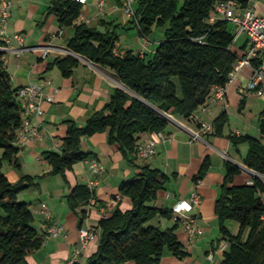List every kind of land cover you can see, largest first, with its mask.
<instances>
[{
    "label": "trees",
    "instance_id": "1",
    "mask_svg": "<svg viewBox=\"0 0 264 264\" xmlns=\"http://www.w3.org/2000/svg\"><path fill=\"white\" fill-rule=\"evenodd\" d=\"M229 0H137L132 22L146 36L152 27H163L164 37L154 52L145 57L131 50L118 53V35L101 32L84 24H74L81 3L56 0L47 14H54L61 26L74 24V35L68 42L73 53L110 68L126 90L114 88L109 100L94 111L82 126L66 122V133L59 151H48L45 159L51 166L46 174L64 175L80 161L93 160L94 154L80 147L83 136L108 132L109 143H117L125 153L137 151V134L163 132L168 114L191 119L203 105L214 86H225L240 54L232 48L233 30L229 22L210 20L214 6ZM247 7L249 0H233ZM78 59L73 55L56 57L48 68L56 66L69 76ZM16 88L3 68L0 53V264H29L27 255L37 250L44 240L33 225L34 216L28 202L19 194L37 184L38 176H23L11 182L3 172L4 162L12 161L18 151L16 140L21 123V107ZM260 133H264V108L260 112ZM228 123L222 112L213 121L215 135H221ZM234 144L248 143L244 164L264 175V145L249 135L231 137ZM133 161V159L131 160ZM206 157L199 169L203 177L209 169ZM240 169L225 163V174L219 185L214 213L218 230L227 240V248L219 264H264V182L260 176L251 183L235 184ZM45 174V175H46ZM168 177L158 169L141 165L139 172L118 187L120 196H127L130 207H119L99 219L97 249L84 262L72 264H159L164 250L177 257L187 254L176 234L175 224L161 229L152 223L155 218H171L169 208L151 204ZM94 192L87 185L76 184L67 194L68 206L77 213L79 227L87 216L84 206ZM238 224L233 234L226 225Z\"/></svg>",
    "mask_w": 264,
    "mask_h": 264
},
{
    "label": "crops",
    "instance_id": "2",
    "mask_svg": "<svg viewBox=\"0 0 264 264\" xmlns=\"http://www.w3.org/2000/svg\"><path fill=\"white\" fill-rule=\"evenodd\" d=\"M6 1L11 2V14L4 33L1 32L0 22V53L11 85L16 88L32 82L41 85L45 94L52 97L51 100L44 99L39 112L31 116L30 128L39 136L29 132L24 143L17 139L18 151L14 159L4 162L7 171L3 172L13 183L25 175L38 176L36 185L19 194V199L30 205L37 231L45 235L49 226L61 227L59 235L44 237L41 246L27 255V262H84L97 249L99 219L109 216L116 207L122 211L130 207L129 198L119 195V185L132 179L141 165H148L168 177L151 204L171 209L179 200L189 201L193 191L200 196V202L187 212L194 217L200 232L190 237L182 223L177 221L176 234L187 254L177 257L164 250L159 264H219L227 248V240L218 230L214 206L225 174V163H233L240 169L234 178L235 184L248 183L253 177L261 175L244 164L248 143L234 144L231 140L233 136L249 135L259 138L264 145V133H260L264 93L248 90L250 67L242 66L235 71L232 81L225 85L223 98L207 102L204 109H197L195 119L168 114V125L162 132V139L156 133L137 134V145L148 139L155 141V154L152 157L141 158L136 152L125 153L117 143L108 142L107 131L98 132L83 136L80 142L84 152L94 154L93 160L75 163L64 175L46 174L51 166L45 154L60 150L66 133L65 121L71 120L82 126L94 111L109 100L114 88L126 90L110 68L69 50L68 42L74 35V24H84L101 32L114 31L118 35L115 44L118 53L131 50L145 57H149L163 40L164 28L153 26L148 35H141L125 13L122 0H87L81 4L79 17L69 26H61L54 14H47L56 0ZM136 5L137 0L134 2L135 10ZM248 7L256 14H264V0H249ZM231 29L234 31V25ZM43 47H48L45 56H42ZM232 48L240 54L244 53L247 48L246 36L238 35ZM65 55L78 59L69 76H63L56 66L48 68V63L54 58ZM254 109L257 111L252 112ZM222 112L227 113L228 123L221 135H215L213 121ZM202 124L211 128L204 129ZM20 135L19 130L18 137ZM206 157L210 161L209 169L195 181ZM93 162L102 167L96 174L91 173ZM76 184L87 185L94 192L89 204L82 208L87 216L81 227L94 228L96 234L85 243L79 239V217L66 200ZM43 203L49 217L42 207ZM155 220L158 224L154 225L161 229L162 226L170 228L176 222L174 216L155 218L152 222ZM226 225L231 233L238 231L236 222L228 220ZM210 253L212 256H209ZM124 264L134 263L127 261Z\"/></svg>",
    "mask_w": 264,
    "mask_h": 264
},
{
    "label": "built area",
    "instance_id": "3",
    "mask_svg": "<svg viewBox=\"0 0 264 264\" xmlns=\"http://www.w3.org/2000/svg\"><path fill=\"white\" fill-rule=\"evenodd\" d=\"M81 4L85 3L87 0H73ZM124 11L128 17L133 20L135 18V0H122ZM11 14V2L2 1L0 4V22L2 24L1 32L4 33V28L7 20ZM218 18L224 19L227 22L232 23L235 29L233 31V42L238 35L244 34L247 40V48L244 54L239 57L236 65L234 66L232 72L229 75L228 82H231L234 78V73L242 66H248L251 69V74L249 77V82L247 85L248 90L254 91L257 94L264 93V14H256L250 7H239V5L233 1L229 0L226 2L216 3L214 6V11L210 15V20L214 21ZM62 31H59L61 34ZM19 40L20 38L17 37ZM48 52V47H43L42 56H45ZM225 86H214L209 93L205 103L199 108L204 109L207 102L215 101L216 99H221L224 96ZM17 98L21 107V123L20 131L21 135L18 137L20 143H24L27 138V133L31 132L34 136H39L38 132L31 130V116L39 112L40 105L44 99L51 100L50 95L45 94L41 85L28 82L24 85L18 86L16 90ZM191 119H195V114L191 116ZM202 128L209 129L210 126L202 124ZM156 135L159 138H163L162 132H157ZM137 155L141 158H150L155 154V141L153 139H148L137 145ZM102 167L93 162L91 164V173L96 174L100 172ZM260 178H264L260 175ZM248 183H251L248 182ZM200 202V196L193 191L190 195L189 201L179 200L174 203L171 207L172 216L176 220L180 221L191 237L194 234L200 232L199 227L196 226L194 217L189 215L187 212L191 207L197 205ZM42 207L46 212L47 217H49L47 212V207L43 203ZM264 218V217H263ZM61 232V227L51 225L47 229L44 237L57 236ZM96 234L94 228L81 227L79 229V239L82 243L92 239ZM77 255V253H76ZM209 256H212L210 253ZM74 261H71L72 264Z\"/></svg>",
    "mask_w": 264,
    "mask_h": 264
},
{
    "label": "rangeland",
    "instance_id": "4",
    "mask_svg": "<svg viewBox=\"0 0 264 264\" xmlns=\"http://www.w3.org/2000/svg\"><path fill=\"white\" fill-rule=\"evenodd\" d=\"M229 23H230V22H229ZM230 26H231L230 28H232V23H230ZM234 29H235V27H234ZM135 34H136V31H135ZM251 108H253V107H251ZM256 111H257V109H256V110L254 109L252 112H256ZM252 112H251V113H252ZM251 132H254V131H251ZM3 171H4V172L7 171L6 163L4 164ZM262 179H263V181H264V178H262ZM27 200H29L28 197H27ZM162 221H163V220H162ZM152 223H153V224H158V223L156 222V220H155L154 222H152ZM162 229H165L164 226H162Z\"/></svg>",
    "mask_w": 264,
    "mask_h": 264
}]
</instances>
